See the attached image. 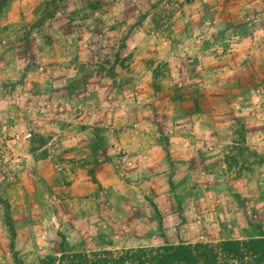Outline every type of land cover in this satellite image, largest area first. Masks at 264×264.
I'll use <instances>...</instances> for the list:
<instances>
[{
  "label": "crops",
  "instance_id": "obj_1",
  "mask_svg": "<svg viewBox=\"0 0 264 264\" xmlns=\"http://www.w3.org/2000/svg\"><path fill=\"white\" fill-rule=\"evenodd\" d=\"M95 1L23 0L19 18L1 22L0 114L3 106H23L21 92L30 86L43 108L31 118L52 121L53 139L35 148L41 153L36 160L32 152L27 160L39 180L41 169L68 162L71 173L55 174L54 184L68 183L74 200L85 184L101 202L115 198L110 185L117 182L149 186L159 169L193 168L192 154L203 163L221 152L199 140L221 131L222 90L229 110L245 112L249 149L264 153V111L259 107L248 114L255 99L245 91L232 92L248 89L245 84L235 79L222 84L226 75L249 67L257 51L264 56V0ZM49 6L53 13L47 18ZM163 7L180 8L166 30L157 11ZM225 8L232 11L223 16ZM28 43L36 46L37 64L31 69L22 57L29 51L20 50ZM97 46L103 52L112 46L121 56L131 52L134 66L126 71L116 64L110 75L107 65L96 64ZM34 72L36 80L28 82L26 76ZM242 100L245 107L238 109ZM210 123H217L212 132ZM66 137L72 144L64 152Z\"/></svg>",
  "mask_w": 264,
  "mask_h": 264
},
{
  "label": "rangeland",
  "instance_id": "obj_2",
  "mask_svg": "<svg viewBox=\"0 0 264 264\" xmlns=\"http://www.w3.org/2000/svg\"><path fill=\"white\" fill-rule=\"evenodd\" d=\"M22 1L0 0V30L5 18H19ZM157 11L166 30L172 26L169 23L180 8L163 7ZM231 11L225 8L222 15ZM52 13L49 6L46 17H51ZM32 19L36 24L37 17ZM119 44L124 49L128 46L126 41ZM25 49L29 53L23 52V61L26 68L31 69L32 64H37L36 46L30 43L20 46L21 51ZM103 49L101 46L95 49L96 64L107 65L110 75H115L113 67L116 64L126 71L134 66L131 52L126 51L121 56L120 50L115 51L112 46L107 52ZM249 62V67L226 75L222 81L224 84L235 79L248 87L246 90L243 87L232 90L236 93L245 91L247 96L255 99V107L248 114L260 110L259 107L264 111V105L260 106L264 99V56L257 51ZM131 78L126 72L125 79ZM26 79L28 82L36 80L35 72ZM21 93L26 103L23 106L12 104L9 109L3 106L0 116H16L17 120L10 121L12 126L23 125L18 131L15 129L16 134H33L31 142L24 144L18 152L27 160L32 152L30 158L36 160L41 153H37L35 148L53 139L52 121L38 123L31 118L33 113L42 112L43 108L37 102L39 99L31 95L30 86ZM223 94L224 90L221 93L224 113L218 122L221 131H215L219 135L198 139L200 145L213 146L221 152L210 154L203 163L200 158L197 162L196 154H192L194 165L190 169H159L158 177L149 186L139 187L125 182L112 184L115 198L109 195L100 202L98 192H90L85 184L76 189V200L69 198L75 190L68 183L54 184L53 179L58 173L65 178L69 176L72 167L68 162H64L65 166L59 163L55 167L41 169L42 180L36 176L35 165H26L21 181L9 176L0 163V264H58L62 245L66 252L73 253L159 247L182 242L217 243L264 235V153L249 149L245 112L241 109L245 107L244 101L238 106L241 110L235 112L229 110ZM216 124L207 126L210 132L217 128ZM234 129L235 135H232ZM3 140L2 134L0 142ZM32 143L34 147L26 148ZM64 143V152H67L72 142L66 137ZM90 173L95 178L94 172L90 170ZM88 191L89 196L86 195ZM90 210L98 215L94 216Z\"/></svg>",
  "mask_w": 264,
  "mask_h": 264
},
{
  "label": "trees",
  "instance_id": "obj_3",
  "mask_svg": "<svg viewBox=\"0 0 264 264\" xmlns=\"http://www.w3.org/2000/svg\"><path fill=\"white\" fill-rule=\"evenodd\" d=\"M58 264H264V235L217 243L182 242L159 247L73 253L66 252L62 245Z\"/></svg>",
  "mask_w": 264,
  "mask_h": 264
},
{
  "label": "built area",
  "instance_id": "obj_4",
  "mask_svg": "<svg viewBox=\"0 0 264 264\" xmlns=\"http://www.w3.org/2000/svg\"><path fill=\"white\" fill-rule=\"evenodd\" d=\"M0 117L2 119L0 131L4 136V140L0 142V163L4 166L9 176L21 181L23 171L27 165V157L19 153L18 150L24 144L31 142L33 134L31 132H23L21 134L13 132V126L10 121L17 120L15 115L7 116L6 118Z\"/></svg>",
  "mask_w": 264,
  "mask_h": 264
}]
</instances>
